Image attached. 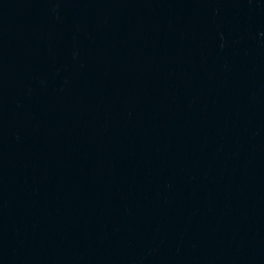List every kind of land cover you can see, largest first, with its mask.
Wrapping results in <instances>:
<instances>
[{
  "label": "water",
  "instance_id": "water-1",
  "mask_svg": "<svg viewBox=\"0 0 264 264\" xmlns=\"http://www.w3.org/2000/svg\"><path fill=\"white\" fill-rule=\"evenodd\" d=\"M0 264H264V0H0Z\"/></svg>",
  "mask_w": 264,
  "mask_h": 264
}]
</instances>
